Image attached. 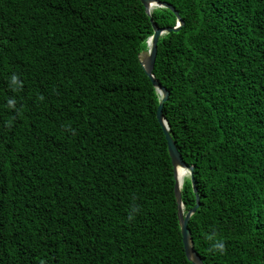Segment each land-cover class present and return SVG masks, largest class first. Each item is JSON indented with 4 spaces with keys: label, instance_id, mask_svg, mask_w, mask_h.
<instances>
[{
    "label": "trees",
    "instance_id": "1",
    "mask_svg": "<svg viewBox=\"0 0 264 264\" xmlns=\"http://www.w3.org/2000/svg\"><path fill=\"white\" fill-rule=\"evenodd\" d=\"M153 76L204 264H264V0H158ZM140 0H0V264H193L141 67ZM183 212L196 203L189 175ZM181 179V180H182Z\"/></svg>",
    "mask_w": 264,
    "mask_h": 264
},
{
    "label": "water",
    "instance_id": "2",
    "mask_svg": "<svg viewBox=\"0 0 264 264\" xmlns=\"http://www.w3.org/2000/svg\"><path fill=\"white\" fill-rule=\"evenodd\" d=\"M140 1L144 5L147 13H149V10L152 7L163 6V7L170 8L178 18L176 26L172 28L171 27L159 28L152 22L153 33L147 40L148 49L144 52L139 53L138 58H139L142 69L144 70L146 75L150 78L152 84L156 87L157 91L161 94V99L159 101V104L156 110V117L164 132L165 139L167 142L168 153L171 158L172 165H173L174 177H175L174 193H175V197L177 201V215H178V220L180 224V231L182 235L184 251H185L187 258L193 264H204L200 256L197 254V252L194 249L193 241L190 235V230L187 226L190 216L192 215V213H194V211L196 210L199 204L197 188L195 186L194 177H193V165L187 166L184 163L181 157V154L177 150L174 140L172 139L171 135L168 132V126H167L166 119L163 116L162 106H163V102L168 98L169 91L167 90L166 87L161 85L158 82V80L155 79L152 73L154 62H155V57H156V51H157V41H158L159 36L165 32H169L172 30H178L179 27L183 24V21L179 17L178 12L171 5L165 2H160L158 0H140ZM178 172H181V174H183V177L185 174L189 175L191 179L193 191L195 192V195H196L195 205L191 209L187 210L186 213L183 212L181 194H180V187H181L183 179L181 181L178 180V177H177Z\"/></svg>",
    "mask_w": 264,
    "mask_h": 264
},
{
    "label": "bare ground",
    "instance_id": "3",
    "mask_svg": "<svg viewBox=\"0 0 264 264\" xmlns=\"http://www.w3.org/2000/svg\"><path fill=\"white\" fill-rule=\"evenodd\" d=\"M181 176H182L181 172H178L177 177H178L179 181H181V179H182Z\"/></svg>",
    "mask_w": 264,
    "mask_h": 264
},
{
    "label": "rangeland",
    "instance_id": "4",
    "mask_svg": "<svg viewBox=\"0 0 264 264\" xmlns=\"http://www.w3.org/2000/svg\"><path fill=\"white\" fill-rule=\"evenodd\" d=\"M182 176H183V174H182ZM182 176H181V178H182ZM184 176H187V174H185Z\"/></svg>",
    "mask_w": 264,
    "mask_h": 264
}]
</instances>
